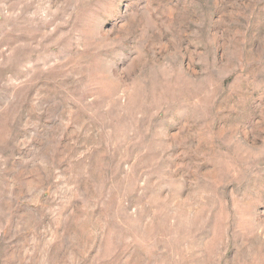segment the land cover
<instances>
[{
  "label": "rangeland",
  "instance_id": "1",
  "mask_svg": "<svg viewBox=\"0 0 264 264\" xmlns=\"http://www.w3.org/2000/svg\"><path fill=\"white\" fill-rule=\"evenodd\" d=\"M0 264H264V0H0Z\"/></svg>",
  "mask_w": 264,
  "mask_h": 264
}]
</instances>
